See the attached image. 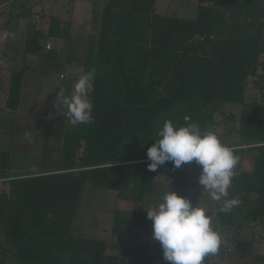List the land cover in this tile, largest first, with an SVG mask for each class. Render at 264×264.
Instances as JSON below:
<instances>
[{
	"label": "trees",
	"instance_id": "16d2710c",
	"mask_svg": "<svg viewBox=\"0 0 264 264\" xmlns=\"http://www.w3.org/2000/svg\"><path fill=\"white\" fill-rule=\"evenodd\" d=\"M56 2L9 0L8 17L23 20L27 35L22 65L0 80V111L16 114L24 77L44 75V42L68 41L70 22L43 9ZM156 2H105L83 61L93 70L94 122L64 131L54 171L11 174V151H0V264H168L140 207L169 191L203 207L222 240L227 232V245L204 264L223 256L233 264L264 261L254 241L241 235L245 228L264 229V0H198L195 18L158 14ZM45 20L47 29H39ZM225 105L237 108V116L224 114ZM186 117L215 132L239 158L225 199L241 203L230 213L217 211L222 200L200 193L184 164L148 170L146 152L164 121L186 126ZM245 157H251L249 171L242 169ZM86 186L138 205L112 212L111 228H124L123 237L78 234Z\"/></svg>",
	"mask_w": 264,
	"mask_h": 264
},
{
	"label": "clouds",
	"instance_id": "9594fccd",
	"mask_svg": "<svg viewBox=\"0 0 264 264\" xmlns=\"http://www.w3.org/2000/svg\"><path fill=\"white\" fill-rule=\"evenodd\" d=\"M9 34L5 33V37ZM91 73L80 75L74 85V94L66 95L61 87L57 100L65 108V115L72 125L91 124L93 104L89 90L93 87ZM177 127L171 120H165L156 135L159 137L147 149L150 161L149 171L171 162L174 168L195 162L201 167L198 184L211 199L223 201L217 210L227 214L236 206L239 199H225L236 175L238 157L232 148L223 144L215 132L203 130L196 123ZM152 222V238L158 241L163 259L168 264H204L205 258L215 255L221 245L219 234L211 226V217L198 204L194 207L190 200L174 192L165 194L151 210L146 212Z\"/></svg>",
	"mask_w": 264,
	"mask_h": 264
},
{
	"label": "rangeland",
	"instance_id": "374dc122",
	"mask_svg": "<svg viewBox=\"0 0 264 264\" xmlns=\"http://www.w3.org/2000/svg\"><path fill=\"white\" fill-rule=\"evenodd\" d=\"M197 3L198 0H158L156 10L165 12L169 16L193 17L196 12ZM35 11L37 12V9H35ZM1 22L2 19L0 18V28ZM21 65L22 62L17 64L16 68L18 69ZM14 66L15 65L11 64V67ZM63 66L65 69L62 67L58 69L61 68L67 79L69 73L65 62ZM261 71L264 73V68L260 69V72ZM31 77L33 76H30L29 79L34 83ZM51 78H53V76H51ZM1 79L2 76L0 77V80ZM56 94L57 92L51 93L48 96H45V94L37 95L40 96V99L36 98L34 101L30 99L26 100L24 96V98L21 99L17 115L9 114L6 121L0 119V151H11V174L43 172L44 169L56 168L58 165V157L63 139L62 134L66 126V116L65 108L55 100L57 98ZM66 95H68L67 92ZM32 103H34L33 106ZM223 111L224 114H233L234 117L239 113L237 108L228 105L223 106ZM0 113L4 115L6 112L0 111ZM222 120V115L216 116L217 123H221ZM218 127V133H222V126L219 125ZM229 142L235 145L236 139L230 137ZM242 167L244 171L250 170L251 157H245ZM184 170L190 173L192 181L198 182V177L201 172L200 166L193 161L184 164ZM200 193L207 196L210 195L207 191H203V187L200 189ZM159 197L162 198L163 196ZM116 206L122 208L114 192L98 190L90 186L84 187L76 221L78 234L82 237L97 238L105 241H109L112 234L115 237H123L126 233L124 228H117L114 230L111 228L112 212ZM261 231V228L255 230V232H257L256 242L259 240L261 242L262 237H264V231ZM243 232L241 233L242 237L249 238L252 229L245 228ZM226 233L222 232L223 240L221 239V246L227 245V242H225V238L228 237ZM138 239H140V234L138 235ZM263 247L260 249L262 250ZM107 254H114V251L108 250ZM214 262H212V264H218L216 262H221L219 264H233L229 256H223L221 259ZM7 264L13 263L7 262ZM242 264H252V261L248 259Z\"/></svg>",
	"mask_w": 264,
	"mask_h": 264
},
{
	"label": "crops",
	"instance_id": "0c3cea01",
	"mask_svg": "<svg viewBox=\"0 0 264 264\" xmlns=\"http://www.w3.org/2000/svg\"><path fill=\"white\" fill-rule=\"evenodd\" d=\"M106 1L107 0H58V2H56L55 4H47V6L44 5L43 9L47 14H52L53 16L59 17L62 20H66L70 22L69 38L67 42H63L60 39H52V38L44 42V49H45L44 75L25 76L23 80V91L21 93L20 102L21 99L24 98V96L26 100L30 99L31 101H34L36 98L40 99V96L37 95L45 94V96H48L51 93L57 92L58 89L61 87H63L66 90L68 95H72L74 94V85L78 80V78L80 77V75L84 73H91L93 77V70L87 69L83 65V61L85 59V53L87 50L88 37L91 34L94 37L98 36L99 17L101 16V12ZM9 9H10L9 0H5L0 3V18L2 19L1 28H0V75L2 76L3 80L7 78L10 69L16 68L17 64H20V62H22L24 42L27 35L26 23L23 22V20L18 18L16 15H12L11 17H8L7 13ZM156 9L157 7L155 5L156 13L169 16L165 12H162L160 10L158 11ZM195 16H196V12L193 17H184V18H195ZM23 23L26 26H24ZM39 29L42 30L47 29V20L39 23ZM5 33H8L9 35L5 37ZM47 45H50L49 50L46 49ZM64 62L66 63V68H68V73H69L67 79L61 68L58 69L59 67L65 69V67L63 66ZM11 64L15 66L11 67ZM30 76H33L31 78L34 80V83L33 81H30L29 79ZM51 76H53V78H51ZM91 89L89 90V93L91 92ZM55 100H57V98ZM57 102L60 105H62L59 101ZM33 105L34 103H32V106ZM18 112L16 113V115L18 114ZM0 114H1L0 119L6 121L9 114L8 113L7 114L5 113L4 115H2V113ZM67 119L68 118L66 117V123H65L66 126L65 127L63 126L64 127L63 133L70 126V123ZM62 138H63V134H62ZM54 170L55 168L48 170L44 169L43 172H50ZM160 200L161 197L154 196L152 197V200L148 205L142 206L140 208L142 211L147 212L151 210L158 202H160ZM117 201H120V205L122 206V208H119L118 206L115 207V209L119 211H134L139 208L138 205L130 201H126V200H117ZM258 228L260 229V227ZM256 229L257 228L255 229L253 228L252 232H250L251 234L250 237L246 239H252L255 243L254 245L256 246L255 248L256 251L264 255V247H263L264 237H262L261 242L260 240L256 242V237H257V232H255ZM262 231H264V229H262ZM140 239L143 240L145 239V237L142 235ZM261 247H263L262 250L260 249ZM115 254L116 252L114 251V254L111 255H115ZM216 263L219 264L221 262H216ZM259 264H264V261Z\"/></svg>",
	"mask_w": 264,
	"mask_h": 264
},
{
	"label": "water",
	"instance_id": "95a60500",
	"mask_svg": "<svg viewBox=\"0 0 264 264\" xmlns=\"http://www.w3.org/2000/svg\"><path fill=\"white\" fill-rule=\"evenodd\" d=\"M161 168H162L163 170H167V166H166L165 164L161 165Z\"/></svg>",
	"mask_w": 264,
	"mask_h": 264
},
{
	"label": "built area",
	"instance_id": "2783aa9c",
	"mask_svg": "<svg viewBox=\"0 0 264 264\" xmlns=\"http://www.w3.org/2000/svg\"><path fill=\"white\" fill-rule=\"evenodd\" d=\"M263 37H264V32H263ZM46 49L49 50L50 49V45L46 46ZM62 77V76H61Z\"/></svg>",
	"mask_w": 264,
	"mask_h": 264
}]
</instances>
